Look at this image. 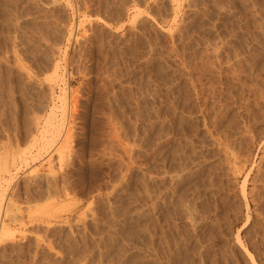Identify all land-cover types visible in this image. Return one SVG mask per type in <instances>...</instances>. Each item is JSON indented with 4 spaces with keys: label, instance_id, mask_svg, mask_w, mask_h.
<instances>
[{
    "label": "rangeland",
    "instance_id": "1",
    "mask_svg": "<svg viewBox=\"0 0 264 264\" xmlns=\"http://www.w3.org/2000/svg\"><path fill=\"white\" fill-rule=\"evenodd\" d=\"M263 196L264 0H0V264H264Z\"/></svg>",
    "mask_w": 264,
    "mask_h": 264
},
{
    "label": "bare ground",
    "instance_id": "2",
    "mask_svg": "<svg viewBox=\"0 0 264 264\" xmlns=\"http://www.w3.org/2000/svg\"><path fill=\"white\" fill-rule=\"evenodd\" d=\"M178 8V7H177ZM176 8V9H177ZM63 89V88H62ZM59 95V94H58ZM61 98H62V96H61ZM61 98H59V99H61ZM60 102H62V101H60ZM53 105V104H52ZM61 105V104H60ZM62 106V105H61ZM64 106V105H63ZM248 107V106H247ZM212 108H214V107H212ZM61 109V108H60ZM62 110V109H61ZM53 111V110H52ZM214 112V111H213ZM214 114V113H213ZM57 115V114H56ZM216 116V115H215ZM63 119V118H62ZM213 120V119H212ZM213 122V121H212ZM211 124V123H210ZM53 125V124H52ZM218 125V124H217ZM221 125V124H220ZM54 126V125H53ZM213 126V125H212ZM222 126V125H221ZM224 127V126H223ZM60 128V127H59ZM61 129V128H60ZM216 135V134H215ZM224 135V134H223ZM218 138V137H217ZM228 139V138H227ZM231 139V138H230ZM221 141H222V139H221ZM227 143V142H226ZM217 144V143H216ZM218 147H219V145H218ZM227 147V146H226ZM235 148V147H234ZM234 148H232V149H234ZM230 149H231V147H230ZM222 150V149H221ZM229 150V149H228ZM236 150V149H235ZM234 154V153H233ZM216 155V154H215ZM176 156V155H175ZM207 156V155H206ZM171 157V156H170ZM220 157V156H219ZM221 160V159H220ZM226 160V159H225ZM225 160H224V162H225ZM183 161V160H182ZM185 162V161H184ZM229 162V161H228ZM188 166V165H187ZM5 168V167H4ZM235 168V167H234ZM5 171H6V169H5ZM8 171H9V169H8ZM7 172V171H6ZM176 172V171H175ZM238 172V171H237ZM32 173V172H31ZM174 173V172H173ZM180 173V172H179ZM239 173V172H238ZM176 174V173H175ZM182 174V173H181ZM178 175V174H177ZM173 176V175H172ZM246 176V175H245ZM179 177V176H178ZM176 178H177V176H176ZM6 181H9V180H6ZM236 181V180H235ZM6 183H8V182H6ZM257 184V183H256ZM242 185V184H241ZM176 186V185H175ZM204 186V185H203ZM195 189V188H194ZM252 190V189H251ZM176 191V190H175ZM173 192V191H172ZM205 192V191H204ZM231 192V191H230ZM185 193H187V192H185ZM264 197V196H263ZM10 198V197H9ZM182 199V198H181ZM8 200V199H7ZM166 200V199H165ZM188 200V199H187ZM253 200V199H252ZM1 203H2V201H0ZM167 202V201H166ZM192 202V201H191ZM179 203V202H178ZM9 204H11L10 202H9ZM185 204V203H184ZM172 205V204H171ZM190 206H192V205H190ZM1 208H2V206H0ZM183 207V206H182ZM8 208H10V207H8ZM4 210H5V208H4ZM10 210V209H9ZM12 210V209H11ZM10 210V211H11ZM191 210V209H190ZM186 212H188V211H186ZM190 212V211H189ZM185 213V212H184ZM6 216H8L7 215V213H6ZM189 216V215H188ZM9 217V216H8ZM191 217V216H190ZM217 217V216H216ZM203 218V217H202ZM215 218V217H214ZM190 219V218H189ZM195 219V218H194ZM248 219V218H247ZM187 220V219H186ZM198 221V220H197ZM195 222V221H194ZM3 222L0 220V240H1V238H2V236L4 235V232H5V230H6V228H5V230H4V227H5V223H3ZM168 224V223H167ZM170 224V223H169ZM191 224H192V222H191ZM195 224V223H194ZM4 225V226H3ZM192 227V226H191ZM248 233V232H247ZM245 234V233H244ZM239 236V235H238ZM248 237V236H247ZM238 239V238H237ZM202 240V239H201ZM150 242V241H149ZM228 245V244H227ZM255 245V244H254ZM263 245V244H262ZM240 247H242V245L240 246ZM196 249H197V247H196ZM150 252V251H149ZM248 252V251H247ZM260 252V251H259ZM173 253V252H172ZM171 253V254H172ZM197 253V252H196ZM232 254V253H231ZM255 254V253H254ZM259 254V253H258ZM253 256V255H252ZM174 257V256H173ZM254 257V256H253ZM238 262V261H237ZM252 262V261H251ZM235 264V263H234Z\"/></svg>",
    "mask_w": 264,
    "mask_h": 264
}]
</instances>
